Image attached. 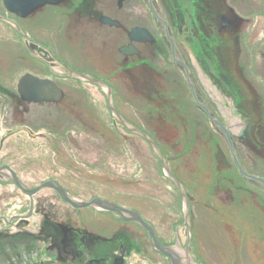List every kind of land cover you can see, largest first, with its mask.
<instances>
[{"label":"flooded vegetation","instance_id":"flooded-vegetation-1","mask_svg":"<svg viewBox=\"0 0 264 264\" xmlns=\"http://www.w3.org/2000/svg\"><path fill=\"white\" fill-rule=\"evenodd\" d=\"M262 12L264 0H59L20 16L0 0V125L5 128V134L0 135V249L21 247L24 264H141L148 255L145 248L152 256H161L151 249L148 235L139 225L114 213L83 208L89 211L82 217L87 224L77 227L62 205L73 211L83 209H74L50 188L29 197L6 171H13L19 184L29 191L46 182L21 183L13 167L3 160L9 153L1 156L2 151L14 147L13 143H26L24 138L27 144L43 138V133L31 126L34 108L65 105L75 110V95L91 91L83 86L99 91L108 107L101 86L83 81L81 76L108 87L112 106L127 109L141 128L136 130L151 139L160 153L161 145L170 147L177 156L194 141L193 147L198 145L200 150L194 148L192 153L213 157L215 173L240 175L264 197ZM24 76L52 83L62 94L61 100H25L18 91ZM117 86L121 92L116 91ZM123 89L130 90V98ZM119 116L128 122L121 113ZM74 119L79 122L77 114ZM149 126L151 138L142 132ZM59 137L61 144L65 138L67 141L66 134ZM186 154L179 159L180 164L191 168V151ZM225 183L233 182L227 177ZM182 186L189 205V226L182 224L188 238L184 249L178 250L190 255L195 218L191 209L196 197ZM233 189L225 187L221 177L216 178L204 197L209 198L207 202L234 205L232 191L239 188ZM250 195L252 204L264 215V202L256 194ZM181 212L179 218L184 222ZM102 213L117 218L111 235L91 229L96 216L106 220ZM139 216L151 226L163 247L176 246V240L170 245L149 220ZM47 221L63 229L61 252L47 237ZM129 224L136 230H130ZM103 227L99 223L98 231ZM161 258L169 264L166 257ZM153 261L150 258L147 262ZM181 263L189 264L186 260Z\"/></svg>","mask_w":264,"mask_h":264},{"label":"rangeland","instance_id":"rangeland-1","mask_svg":"<svg viewBox=\"0 0 264 264\" xmlns=\"http://www.w3.org/2000/svg\"><path fill=\"white\" fill-rule=\"evenodd\" d=\"M261 15L264 21V13ZM83 88L91 91H81L75 95L78 97L80 110H77L78 106L73 110L65 108V105L34 108L31 112V126L39 129L44 135L43 138L34 140L31 144H27V138L23 139L26 143H13V148L2 151L1 156L9 153L3 157L4 162L13 167L21 183L35 185L53 180L61 184L71 196L80 200L101 198L133 209L155 226L160 238L170 245L177 240L181 249H184L188 237H185V227L182 226L184 222L179 218L183 210L182 200L177 201L180 205L175 203L173 186L152 174L156 173V170L150 153L146 155L151 156V159L147 160L144 156L142 160L138 157L136 151L145 150L144 145L136 138L128 137L118 126L110 125L102 103L101 110H92L99 106V91L88 86ZM118 110L130 124L137 123L127 109L122 107ZM76 114L78 118L80 116L84 122L89 123L87 126L91 128L93 125L99 130L89 131L85 125L73 119ZM98 118L102 125L96 124ZM4 134L5 128L0 125V135ZM62 134L67 135V141L65 138L61 144L59 136ZM142 162L148 172H143V176L138 170V164ZM147 177L152 178L154 182L145 181ZM220 177L224 186L230 190L239 188L232 191L236 204L223 206L219 202L206 201L209 198L204 196L209 184L214 178ZM227 177L233 183H225ZM183 181L186 189L190 191L188 193L196 197L191 209L195 218L191 224L194 232L192 248L189 250L191 254H187L190 262L264 264V215L252 204L250 195L256 194L257 199L264 202L262 193L245 184L244 178L235 173L222 172L216 177L209 173L204 174L203 178L197 175L195 179L190 177ZM47 193L50 194L51 191L47 190ZM62 207L64 212L70 215L75 226L83 227V224H87L82 217L89 214L88 210L73 211L65 204ZM169 208L178 213V217L175 218ZM101 215L105 216L106 220L96 216L91 229L104 236L111 235L117 228V218L105 213ZM108 220L110 221L107 222ZM99 223L104 225L102 232L98 231ZM127 227L136 230L134 225L129 224ZM175 230L178 231L176 235ZM144 250L148 255H145L141 264H149L147 261L150 258L154 260V264H167L161 256H152L148 248ZM2 256L0 254V264H9Z\"/></svg>","mask_w":264,"mask_h":264},{"label":"water","instance_id":"water-1","mask_svg":"<svg viewBox=\"0 0 264 264\" xmlns=\"http://www.w3.org/2000/svg\"><path fill=\"white\" fill-rule=\"evenodd\" d=\"M59 0H4V5L6 8L11 11L19 14L20 16H24L30 10H33L37 6L46 5V4H58ZM83 81L94 82L95 84L101 86L103 91L106 93L107 100H108V108L110 110L111 115L117 119V121L124 126L129 132L135 133L142 137L154 150L157 154L159 159L162 162L163 171L165 176L170 179L178 189L183 199L184 205V224L189 226L188 223V202L187 198L182 190L180 184L176 181V179L171 175L170 171L168 170L162 155L160 154L159 149L156 145L144 134L129 126L114 110L111 104L110 98V89L103 85L102 83L94 80H90L87 77H80ZM18 91L22 98L25 100L33 101V102H46V103H58L61 98L62 94L60 91L50 82L48 81H41L36 78L30 76H24L19 80L18 83ZM6 171L11 177V180L14 184H16L25 194L29 197L37 193L38 191L44 188H50L55 190L59 196L63 199L64 202L69 204L74 209H83V208H90L100 212H109L115 213L120 216L123 220L127 222L135 223L141 226L145 231L148 233V239L150 242V246L153 250L157 251L158 254L166 257L168 259L169 264H183L181 263V259L175 252L173 248L163 247L155 238L153 230L150 225L145 223L140 216L132 210H127L110 202L100 199H93L90 201H83L78 198L71 197L67 192H65L57 183L53 181H46L40 187L33 189L31 191L24 189L18 182L15 174L13 171L6 168ZM241 174H243L241 172ZM264 185V182L261 181ZM47 237L51 239V245L57 247L58 251H62L63 247V238L64 232L61 226L56 223L47 221L45 222ZM178 243H176V247ZM179 248V246H178ZM190 261V260H189Z\"/></svg>","mask_w":264,"mask_h":264},{"label":"trees","instance_id":"trees-1","mask_svg":"<svg viewBox=\"0 0 264 264\" xmlns=\"http://www.w3.org/2000/svg\"><path fill=\"white\" fill-rule=\"evenodd\" d=\"M115 90V88H114ZM116 91L118 92H121V87L120 86H117V89ZM116 93V92H115ZM123 93L126 97L130 98L131 97V92L129 89H123ZM117 96H119L117 94ZM133 100V99H132ZM99 102V106L98 107H95L94 109L92 110H95L96 108L101 110V103H102V106H103V110H105L106 114H107V119H108V122L110 123V125H115V126H118L120 130H122L125 134L128 135V137H134L136 138L138 141H140L144 147H145V150L141 149L140 151L137 150V154H138V157L139 158H142L143 160V157L145 156L148 159H151V156H152V161L155 165V170H156V173H152L153 175H156V177L160 178L161 180H164V181H167V183L169 184H172V182L170 180H168L163 172H162V164L160 162V160L158 159V157L156 156V154L154 153L153 149L151 148V146L145 141L143 140L142 138L138 137L137 135L133 134V133H130L128 132L124 127H122L121 125H119L118 123H116L114 121V119L111 117L110 113H109V110H108V107H107V104H106V100L105 98L102 96V99L98 101ZM115 103V102H114ZM114 105V108L115 110L120 114V111L118 110L119 108L115 105ZM117 107V108H116ZM77 110H80V109H77ZM74 116V115H73ZM101 116V115H100ZM74 119V118H73ZM79 123H81L82 125H85L84 127H87L89 129V131H98L99 128H97L96 126H93L91 125V128L89 126H87L89 123H86L83 121V119L80 118L79 116ZM97 125H102V123L99 121V118H98V121L96 123ZM133 127H137L135 125H133ZM137 129L141 130V128L137 127ZM192 130H193V127H192ZM198 131H200V129H198ZM142 132L145 133L146 135H150V138L152 137L151 136V126L147 127L146 129H142ZM198 133V132H197ZM127 141V140H126ZM193 144H195L194 141L192 142H189L187 144V146L184 147V150H182V154H179V155H175L173 153H171L170 151V147H162L161 145L159 146L160 150H161V153L162 155L164 156V159L166 161V163L169 165L170 168H172V174L174 175V177L181 183H183L184 179L185 178H190L192 177V179H195L196 176L198 175V177L200 178H203L204 177V174H209V173H212L214 175V177L218 176L219 173H215L213 167H215V162H214V158L213 157H209V156H205L204 154H200L198 153V155H194L192 153V151L194 150V148L197 150H200V147L198 145H195L193 147ZM178 150V149H177ZM188 151H191V154H190V160H191V165L190 166L191 168H188L186 167L187 164H180V160L181 158H184L185 156H187V152ZM146 152V153H145ZM149 154L151 156H147L146 154ZM193 155V156H192ZM194 159V160H193ZM177 161L176 164H172V162L174 161ZM139 166V174L141 176H143V172H146L148 174L147 171H145V168H144V164L143 162L141 164H138ZM209 169V171H208ZM175 171V172H174ZM198 171V172H197ZM221 174V173H220ZM184 177H183V176ZM184 178V179H183ZM216 180V178H214ZM145 181H148L149 183H153L154 180L150 177H147V179H145ZM214 181V180H213ZM181 183V184H182ZM173 186V184H172ZM174 190H175V195H173V198L176 199V202L175 203H178L180 205V202H177V201H180L181 200V196H180V193L178 192V190L173 186ZM18 247V246H17ZM3 250L0 249V254L3 255L2 256V259L4 258L6 261H8L9 264H24V254L22 252V248L21 247H18V248H15L14 251H10L8 246H5V247H1ZM10 253V254H9Z\"/></svg>","mask_w":264,"mask_h":264},{"label":"bare ground","instance_id":"bare-ground-1","mask_svg":"<svg viewBox=\"0 0 264 264\" xmlns=\"http://www.w3.org/2000/svg\"><path fill=\"white\" fill-rule=\"evenodd\" d=\"M174 250L177 253V255L179 256V258L181 259V261L186 260V262H188L190 264L189 257H187V255L185 253H183L182 251L176 250V249H174Z\"/></svg>","mask_w":264,"mask_h":264}]
</instances>
